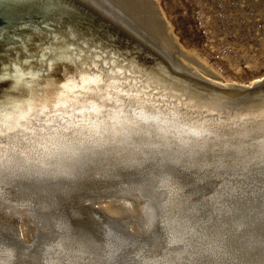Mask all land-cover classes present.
I'll list each match as a JSON object with an SVG mask.
<instances>
[{
    "label": "bare ground",
    "instance_id": "obj_1",
    "mask_svg": "<svg viewBox=\"0 0 264 264\" xmlns=\"http://www.w3.org/2000/svg\"><path fill=\"white\" fill-rule=\"evenodd\" d=\"M161 12L156 0H0V74L26 58L20 34L37 77L0 85V264H264V77L230 83ZM50 44L85 55L45 60ZM93 49L165 87L154 101L82 92Z\"/></svg>",
    "mask_w": 264,
    "mask_h": 264
},
{
    "label": "rangeland",
    "instance_id": "obj_2",
    "mask_svg": "<svg viewBox=\"0 0 264 264\" xmlns=\"http://www.w3.org/2000/svg\"><path fill=\"white\" fill-rule=\"evenodd\" d=\"M179 44L230 83L264 77V0H156Z\"/></svg>",
    "mask_w": 264,
    "mask_h": 264
},
{
    "label": "snow or ice",
    "instance_id": "obj_3",
    "mask_svg": "<svg viewBox=\"0 0 264 264\" xmlns=\"http://www.w3.org/2000/svg\"><path fill=\"white\" fill-rule=\"evenodd\" d=\"M21 7H26V5H21ZM40 7H43L46 11H50L57 7V5L45 2L43 5H40ZM42 27L47 30L52 27V25L50 23H44ZM19 29H32L36 33L40 31L39 28H35L28 23H20ZM11 39L17 42L19 47L26 54V58L22 61L17 60L13 62L9 67L3 70V73L0 74V85L6 83L9 86H14L17 83L25 81L26 78H37L30 67H24L30 65L32 59H35L33 54L29 52L28 47L31 43V38L16 34L13 35ZM52 39L53 41L58 39L54 32L52 33ZM40 55L45 60L49 59V56H51L56 60L70 61L74 59L80 61L85 53L72 47L60 48L50 44L40 52ZM88 56L89 59L83 63L82 72L79 75V87L82 92L126 98L129 101L140 98L154 101L155 98L148 95V93L152 92L153 89L159 91L165 87L161 80L140 72L138 66L135 65L134 62L120 57L118 53H112V58L109 59V53L105 52L102 57L93 49L91 53H88ZM28 57H32V59ZM101 60H103V71L99 70L100 64L98 62ZM118 64L120 66H117ZM90 69H95L96 71H91ZM138 72H140V76L143 77V80L132 78L134 73ZM125 77L131 79H126ZM63 87L67 90L71 85H65ZM164 99H166V97H164Z\"/></svg>",
    "mask_w": 264,
    "mask_h": 264
},
{
    "label": "water",
    "instance_id": "obj_4",
    "mask_svg": "<svg viewBox=\"0 0 264 264\" xmlns=\"http://www.w3.org/2000/svg\"><path fill=\"white\" fill-rule=\"evenodd\" d=\"M22 17H23L26 21H28V20L30 19V16H29L28 14H26V15H23V14H22L21 18H22ZM21 18H20V19H21ZM2 19L5 20V18H2ZM3 20L0 19V23H2Z\"/></svg>",
    "mask_w": 264,
    "mask_h": 264
}]
</instances>
